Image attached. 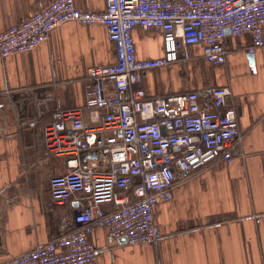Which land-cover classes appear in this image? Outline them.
<instances>
[{
	"label": "built area",
	"instance_id": "2783aa9c",
	"mask_svg": "<svg viewBox=\"0 0 264 264\" xmlns=\"http://www.w3.org/2000/svg\"><path fill=\"white\" fill-rule=\"evenodd\" d=\"M100 23L115 59L86 68L84 105L57 108L42 130L43 157L62 156L65 171L48 179L51 201L74 203L63 233L14 256L11 264H94L89 235L104 228L125 243L155 241L162 232L154 206L173 198L178 182L215 159L240 152L241 134L226 85L151 94L143 75L191 57L200 45L213 66L226 60L225 37L248 33L253 53L264 44V0H105L102 10L50 0L0 31V56L32 50L59 24ZM157 29L162 53L138 58L132 29Z\"/></svg>",
	"mask_w": 264,
	"mask_h": 264
},
{
	"label": "crops",
	"instance_id": "0c3cea01",
	"mask_svg": "<svg viewBox=\"0 0 264 264\" xmlns=\"http://www.w3.org/2000/svg\"><path fill=\"white\" fill-rule=\"evenodd\" d=\"M49 1L0 0V31ZM74 1L89 10L105 6V0ZM132 35L138 58L161 55L159 30L135 27ZM224 43L223 64L211 65L196 44L189 59L149 70L140 85L151 94L228 86L240 152L193 172L176 183L171 200L155 204L157 240L128 245L95 228L94 264H264V44L248 53V33L227 34ZM114 59L105 26L75 20L56 26L32 50L0 56V264L63 233L60 223L74 203L51 201L48 179L64 172L65 163L62 156L41 161L42 130L57 108L80 106L90 121L86 68Z\"/></svg>",
	"mask_w": 264,
	"mask_h": 264
},
{
	"label": "water",
	"instance_id": "95a60500",
	"mask_svg": "<svg viewBox=\"0 0 264 264\" xmlns=\"http://www.w3.org/2000/svg\"><path fill=\"white\" fill-rule=\"evenodd\" d=\"M249 59H250V62L253 61V56L251 54L249 55ZM122 239H124V238H122Z\"/></svg>",
	"mask_w": 264,
	"mask_h": 264
},
{
	"label": "rangeland",
	"instance_id": "374dc122",
	"mask_svg": "<svg viewBox=\"0 0 264 264\" xmlns=\"http://www.w3.org/2000/svg\"><path fill=\"white\" fill-rule=\"evenodd\" d=\"M188 72H186V69H185V72L182 73L183 76L187 75ZM184 90V89H183Z\"/></svg>",
	"mask_w": 264,
	"mask_h": 264
}]
</instances>
